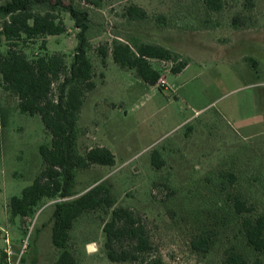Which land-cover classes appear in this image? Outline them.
I'll return each instance as SVG.
<instances>
[{
    "label": "rangeland",
    "instance_id": "rangeland-1",
    "mask_svg": "<svg viewBox=\"0 0 264 264\" xmlns=\"http://www.w3.org/2000/svg\"><path fill=\"white\" fill-rule=\"evenodd\" d=\"M46 1L54 5L66 32L47 37L44 51L42 39L23 51L29 58L59 53L70 65L78 30L65 7L87 10L91 33H99L88 52L96 88L77 123V149L85 154L102 146L115 159L111 167L77 170L76 195L65 200L105 183L116 207L145 217L164 264H227L229 251H242L254 260L244 246L229 196L240 195L255 214L264 213V0H254L250 10L243 8L244 0H222L218 13L207 11L202 0H109L99 9L86 7L83 0ZM133 4L149 16L139 26H128L122 18L124 8ZM44 8L38 4L37 10ZM158 16L166 19L163 28L157 25ZM113 32L158 43L188 65L173 74L174 64L151 61L166 80L161 89L120 69L110 55L103 66L97 50L110 43ZM6 46L0 37V53ZM17 104V98L2 89L0 78V264L7 248L18 264H53L59 252L51 244V216L60 200L43 201L35 215L24 220L9 210L11 199L43 169L39 147L51 143L40 118L20 113ZM226 174L235 176L233 183L223 177ZM108 218V211L99 210L74 223L70 249L79 264H131L105 257L102 226ZM201 236L211 239L205 255L191 246Z\"/></svg>",
    "mask_w": 264,
    "mask_h": 264
},
{
    "label": "trees",
    "instance_id": "trees-1",
    "mask_svg": "<svg viewBox=\"0 0 264 264\" xmlns=\"http://www.w3.org/2000/svg\"><path fill=\"white\" fill-rule=\"evenodd\" d=\"M107 1L83 0V4L99 9ZM202 1L209 12L218 13L223 9L222 0ZM38 4L46 8L38 11ZM254 6V0H244L245 10ZM53 8L54 5L46 0H7L0 4V37L7 44L6 52L0 53L2 89L17 98L20 113L38 116L51 136L50 145L39 147L43 169L19 197L11 199V216L24 220L33 217L43 201L60 200L54 204L51 216V244L59 252L53 264H79L70 249V231L74 223L85 213L108 211L109 218L104 221L102 232L104 254L109 262L164 264L150 240L145 217L134 209L116 207V197L105 183H98L82 195L65 200L76 195L73 189L77 170H86L93 165L111 167L115 159L111 151L102 146L91 148L85 154H80L77 149V123L88 94L96 88L88 52L90 41L99 33H91L87 10L72 5L65 7L78 30L70 65L59 53L44 52L29 58L23 51V47L39 39L43 40L40 50L44 51L47 37L66 32V26ZM122 18L128 26H139L149 16L142 7L133 4L124 8ZM156 21L162 26L160 28L167 25L163 16H158ZM113 34L109 44L98 47L101 63L104 66L110 55L120 69L133 72L147 85L156 86L162 75V69L153 67L151 61L174 64L173 74L180 73L188 65L187 60L179 61L177 53L158 43L145 42L123 32ZM223 177L229 178V183L235 180L233 174ZM229 199L240 219L239 231L244 246L255 258L250 261L242 251H229L226 263L264 264V213L255 214L253 205L240 195L229 196ZM210 245L211 239L203 236L191 244L192 249L202 255L209 252Z\"/></svg>",
    "mask_w": 264,
    "mask_h": 264
},
{
    "label": "built area",
    "instance_id": "built-area-1",
    "mask_svg": "<svg viewBox=\"0 0 264 264\" xmlns=\"http://www.w3.org/2000/svg\"><path fill=\"white\" fill-rule=\"evenodd\" d=\"M158 85L162 88H165L167 83L164 77H161L158 81ZM6 242L8 243V240H6ZM27 247V239L24 241L23 246H22V250L21 253L26 249ZM20 253V254H21ZM4 255H5V262L4 264H18V260L16 259L15 261H13V252L10 248H7L4 250Z\"/></svg>",
    "mask_w": 264,
    "mask_h": 264
},
{
    "label": "water",
    "instance_id": "water-1",
    "mask_svg": "<svg viewBox=\"0 0 264 264\" xmlns=\"http://www.w3.org/2000/svg\"><path fill=\"white\" fill-rule=\"evenodd\" d=\"M87 249H88V251H91L93 249V246L92 245H88Z\"/></svg>",
    "mask_w": 264,
    "mask_h": 264
},
{
    "label": "crops",
    "instance_id": "crops-1",
    "mask_svg": "<svg viewBox=\"0 0 264 264\" xmlns=\"http://www.w3.org/2000/svg\"><path fill=\"white\" fill-rule=\"evenodd\" d=\"M111 37H112V39L114 38V34H113V33L111 34ZM186 67H187V66H186ZM186 67H185V68H186ZM183 70H184V69H183ZM183 70H182V71H183ZM182 71H181V72H182ZM181 72H180V73H181ZM177 74H178V73H177Z\"/></svg>",
    "mask_w": 264,
    "mask_h": 264
}]
</instances>
